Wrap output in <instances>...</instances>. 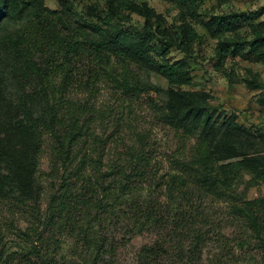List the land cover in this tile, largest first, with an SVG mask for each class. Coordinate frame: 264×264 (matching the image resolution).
Instances as JSON below:
<instances>
[{
	"label": "trees",
	"instance_id": "1",
	"mask_svg": "<svg viewBox=\"0 0 264 264\" xmlns=\"http://www.w3.org/2000/svg\"><path fill=\"white\" fill-rule=\"evenodd\" d=\"M59 2L50 9L44 0H0V70L4 88L15 87L22 135L0 144V264H121L129 247L135 264H228L238 257L227 227L242 229L239 250L259 249L264 261V195L248 196L264 185V152L243 150L249 130L234 119L216 126L215 113L181 88L191 81L186 61L158 58L169 44L157 38L168 42L170 34H154L149 24L129 29L94 6L76 10L70 0ZM263 13L261 7L215 16L208 26L236 29L239 20ZM252 30L247 44L226 41L220 52L264 47V20ZM189 34L182 29V40ZM128 62L166 78L168 98ZM106 82L158 108L175 131L180 144L167 170L143 136L121 144L118 129L108 135L99 129L97 121L110 119L96 106ZM257 139L264 145V134ZM112 147L116 156H106ZM48 149L44 179L40 161ZM142 235L151 239L135 245ZM214 244L220 254L206 262Z\"/></svg>",
	"mask_w": 264,
	"mask_h": 264
},
{
	"label": "rangeland",
	"instance_id": "2",
	"mask_svg": "<svg viewBox=\"0 0 264 264\" xmlns=\"http://www.w3.org/2000/svg\"><path fill=\"white\" fill-rule=\"evenodd\" d=\"M70 2L74 4L76 10L94 6L97 10L110 13L116 21L129 29L137 28L141 31L149 24L154 34L158 35V32L170 34L171 40L168 42H165L164 38H157L163 41L160 43L169 44V50L158 58L172 63L181 59L186 61L191 81L181 88L201 100L209 113H215L216 126L234 119L239 125L247 128L251 136H242L243 150L264 152V145L257 139L259 134H264V56L261 57L264 47L252 52L249 51V47H245L237 56H226L220 52V47L226 41H243L247 44L253 38V25L264 20V13L258 20H239L240 24L236 29L217 25L211 29L208 26L215 16L241 15L264 7V0H195L190 3H181L177 0H70ZM44 3L50 9L61 7L59 0H44ZM87 18L94 23L98 20ZM179 25L184 27L180 28ZM184 28L190 31L185 41L182 40ZM186 43L188 50L183 47ZM114 61L118 62L116 58ZM123 64L122 62L119 66ZM127 64L136 77L168 98L166 94L169 84L166 78L142 63ZM1 73L2 70H0V144L4 145L5 142L9 146L17 143L22 135L17 126V111L13 103L15 87L7 82L4 88V76ZM96 103L97 108L105 111L106 116L110 117L109 120L106 119L107 121L96 122L102 133L108 135L118 129L115 135L121 140V144H133L137 140V134L143 136L152 156H157V160L161 161V168L167 170L168 158L176 156L174 152L180 143L175 131L163 121L158 108L141 98L123 94L108 82L103 84ZM194 140L195 138L187 140V144H192ZM116 154L117 151L112 147L106 156ZM50 156L48 149L44 151L40 161V172L44 179L49 169ZM258 194L264 195V185L253 186L248 191L250 198ZM223 205L221 203L220 207ZM2 220L4 221V200L0 201V221ZM14 221L24 224L23 220L18 218ZM241 230L240 227L226 229L227 236L232 240L233 251L238 257L237 261L228 264H264L259 249L250 253L238 249L235 238ZM149 239L150 235H142L135 237L133 242L139 246ZM218 252L217 244L209 247L204 255L205 261L216 258L220 254ZM120 260L121 264H135L133 248L129 247L122 253Z\"/></svg>",
	"mask_w": 264,
	"mask_h": 264
}]
</instances>
